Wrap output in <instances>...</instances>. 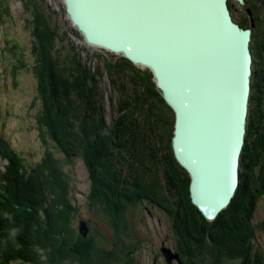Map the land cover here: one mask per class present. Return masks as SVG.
Wrapping results in <instances>:
<instances>
[{
  "label": "trees",
  "instance_id": "16d2710c",
  "mask_svg": "<svg viewBox=\"0 0 264 264\" xmlns=\"http://www.w3.org/2000/svg\"><path fill=\"white\" fill-rule=\"evenodd\" d=\"M3 5L0 13L10 15ZM261 11L256 16L253 12L249 42L251 89L239 185L228 207L212 222L191 202L189 174L171 146L174 113L156 90L152 73L122 56L104 63V72L82 63L76 53L61 60L46 14L38 9L31 13L32 62L25 66L21 60L18 66H29L37 82L41 108L34 118L41 141L46 144L50 138L68 162L73 157L83 160L90 179L88 199L118 231L128 230V204L146 201L164 210L172 219L183 264H211L209 256L231 259L235 250L242 264L253 255L264 264L253 249L255 229L264 230V218L252 222L257 200L264 195V149L261 153L256 144H264ZM240 25L250 26L247 20ZM105 74L112 90L108 97L115 105L109 121L99 92V79ZM0 146L7 160L0 173V264H114V250L98 244L92 233L83 236L73 227L68 179L52 153L46 150L27 168L7 142Z\"/></svg>",
  "mask_w": 264,
  "mask_h": 264
},
{
  "label": "water",
  "instance_id": "95a60500",
  "mask_svg": "<svg viewBox=\"0 0 264 264\" xmlns=\"http://www.w3.org/2000/svg\"><path fill=\"white\" fill-rule=\"evenodd\" d=\"M63 3L86 44L152 73L156 90L174 113L171 146L189 174L191 202L214 220L240 180L251 89V29L233 19L228 0ZM78 230L86 236L85 220L79 221ZM161 251L166 262L177 258L181 263L168 247Z\"/></svg>",
  "mask_w": 264,
  "mask_h": 264
},
{
  "label": "rangeland",
  "instance_id": "374dc122",
  "mask_svg": "<svg viewBox=\"0 0 264 264\" xmlns=\"http://www.w3.org/2000/svg\"><path fill=\"white\" fill-rule=\"evenodd\" d=\"M228 2L233 8L234 15L240 18L245 10L243 4L238 3L237 0H228ZM1 3L8 7L10 15L0 13V144L7 142L10 148L20 155L27 168L38 162L46 150L52 153L68 179L67 195L75 208L72 217L73 227L77 229L80 220L87 221L86 235L92 233L98 244L118 254L114 264H129L131 261L134 264H183L174 238L172 219L164 210L146 201L128 204L125 213L128 230L125 233L118 231L111 220L88 199L90 179L83 160L73 157L72 161L68 162L50 138L46 137L44 144L39 136L34 118L41 108L37 82L32 69L29 66L25 67L31 64L33 57L30 53V43L33 39L31 13L38 9L43 15L46 14L49 30L55 34L56 48L61 60H66L68 55L76 53L82 63L99 67L98 69L103 71L104 63L115 62L119 56L86 44L66 15L63 0H0V10ZM249 17L250 21H247L252 24V16ZM21 60L25 63L22 68L18 66ZM14 66L18 67L14 68ZM99 92L103 95V109L109 121L115 114V105L111 104L108 97L112 90L106 74L99 79ZM2 153L5 154V151L3 146H0V173L7 164ZM1 177L0 175V183H2ZM263 218L264 195H261L257 200L252 222L256 224ZM162 247H168L172 253H177L181 263L177 258H173L170 263L166 262L161 251ZM253 249L260 253L261 262L264 263L263 229H255ZM238 253L235 250L231 259L222 258V260L209 256L208 263L242 264L243 257ZM259 262L260 260L254 255L248 259V264Z\"/></svg>",
  "mask_w": 264,
  "mask_h": 264
},
{
  "label": "flooded vegetation",
  "instance_id": "af4514ba",
  "mask_svg": "<svg viewBox=\"0 0 264 264\" xmlns=\"http://www.w3.org/2000/svg\"><path fill=\"white\" fill-rule=\"evenodd\" d=\"M243 7L245 8V10H244V13H243V15L241 14V17L240 18H237L235 15H234V12H233V8H232V6H231V4H229V8H230V11H231V14H232V17H233V19L235 20V21H237L239 24H242L243 23V21L245 22L246 20H249L250 21V15L252 16V24H250V26L248 27V28H254L255 27V20H256V13L258 12V11H261V13L263 12V10H264V0H245L244 1V4H243ZM253 12H255V16H254V13ZM252 28V29H253ZM252 29H251V33H252ZM259 147H258V151L260 150V152H261V150L262 149H264V144L262 145V144H260V143H256ZM257 151V152H258ZM262 153V152H261ZM251 161V160H250Z\"/></svg>",
  "mask_w": 264,
  "mask_h": 264
}]
</instances>
